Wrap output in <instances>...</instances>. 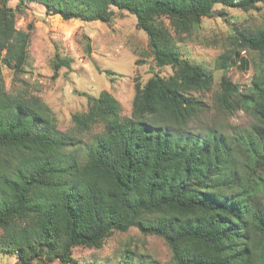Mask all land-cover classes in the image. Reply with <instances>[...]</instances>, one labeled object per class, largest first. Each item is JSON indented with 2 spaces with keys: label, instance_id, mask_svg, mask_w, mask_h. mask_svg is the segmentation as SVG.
<instances>
[{
  "label": "trees",
  "instance_id": "1",
  "mask_svg": "<svg viewBox=\"0 0 264 264\" xmlns=\"http://www.w3.org/2000/svg\"><path fill=\"white\" fill-rule=\"evenodd\" d=\"M8 1L0 0V250L21 264H66L74 247L136 227L164 239L169 264H264V61L245 89L226 74L246 64L241 47L264 54V22L234 27L235 45L217 61L214 103L224 114L250 113L245 129L192 126L213 76L176 45L215 3L249 9L263 0H28L63 19L109 22L111 7L127 11L154 64L173 68L135 84L129 116L109 92L90 96L69 131L39 96L5 89L1 65L22 72L29 41ZM69 62L56 56L54 76Z\"/></svg>",
  "mask_w": 264,
  "mask_h": 264
},
{
  "label": "rangeland",
  "instance_id": "2",
  "mask_svg": "<svg viewBox=\"0 0 264 264\" xmlns=\"http://www.w3.org/2000/svg\"><path fill=\"white\" fill-rule=\"evenodd\" d=\"M9 0L6 5L14 11L15 26L29 32L27 60L23 71L15 74L6 64L1 65V77L8 92H22L39 96L51 111L60 130L69 131L72 116L84 112L89 97H98L107 91L120 103L121 114L129 116L137 82H145L151 75L172 74L171 66H156L148 51L147 36L136 27V18L127 11L111 7L109 22L63 19L46 12L36 2ZM264 22V0L255 8L242 9L215 3L213 15L203 17L190 33L177 37L178 50L190 61L211 71L212 86L201 93L208 104L192 126L206 124L219 130L232 132L250 126L255 118L243 109L222 113L214 103L222 70L217 67L218 57L235 44L230 35L234 27L247 29ZM246 64L231 66L228 77L240 89L251 83L255 64L264 61V54L247 47L240 48ZM68 57L69 65L58 68L54 76L53 59ZM263 58V59H262ZM262 59V60H261ZM101 125L89 132H81L87 141ZM264 205V196H263ZM66 264H169L170 251L164 239L157 235H144L136 227L124 232L113 231L101 246H76ZM0 264H21L14 255L0 250ZM47 264H63L53 259Z\"/></svg>",
  "mask_w": 264,
  "mask_h": 264
}]
</instances>
